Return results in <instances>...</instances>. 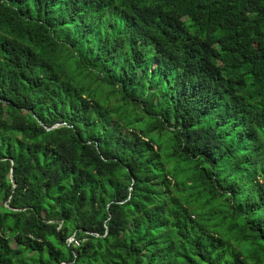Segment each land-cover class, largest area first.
Returning a JSON list of instances; mask_svg holds the SVG:
<instances>
[{"label": "trees", "instance_id": "obj_1", "mask_svg": "<svg viewBox=\"0 0 264 264\" xmlns=\"http://www.w3.org/2000/svg\"><path fill=\"white\" fill-rule=\"evenodd\" d=\"M0 264H264V0H0Z\"/></svg>", "mask_w": 264, "mask_h": 264}, {"label": "built area", "instance_id": "obj_2", "mask_svg": "<svg viewBox=\"0 0 264 264\" xmlns=\"http://www.w3.org/2000/svg\"><path fill=\"white\" fill-rule=\"evenodd\" d=\"M72 240V238L69 240V241H71ZM76 244H77V242H75Z\"/></svg>", "mask_w": 264, "mask_h": 264}, {"label": "rangeland", "instance_id": "obj_3", "mask_svg": "<svg viewBox=\"0 0 264 264\" xmlns=\"http://www.w3.org/2000/svg\"><path fill=\"white\" fill-rule=\"evenodd\" d=\"M71 238H69L68 240H70Z\"/></svg>", "mask_w": 264, "mask_h": 264}]
</instances>
